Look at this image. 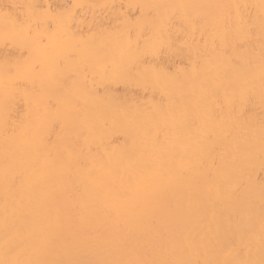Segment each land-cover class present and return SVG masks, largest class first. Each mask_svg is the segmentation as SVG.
Instances as JSON below:
<instances>
[{
  "label": "bare ground",
  "instance_id": "1",
  "mask_svg": "<svg viewBox=\"0 0 264 264\" xmlns=\"http://www.w3.org/2000/svg\"><path fill=\"white\" fill-rule=\"evenodd\" d=\"M0 264H264V0H0Z\"/></svg>",
  "mask_w": 264,
  "mask_h": 264
}]
</instances>
